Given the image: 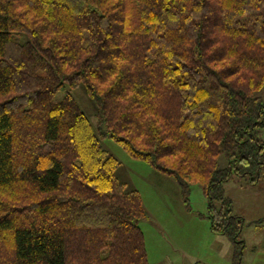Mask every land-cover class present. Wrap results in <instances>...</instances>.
<instances>
[{
  "label": "trees",
  "instance_id": "obj_1",
  "mask_svg": "<svg viewBox=\"0 0 264 264\" xmlns=\"http://www.w3.org/2000/svg\"><path fill=\"white\" fill-rule=\"evenodd\" d=\"M262 86L264 0H0V264H148L140 194L105 137L185 202L201 185L241 264L223 184L264 178Z\"/></svg>",
  "mask_w": 264,
  "mask_h": 264
},
{
  "label": "rangeland",
  "instance_id": "obj_2",
  "mask_svg": "<svg viewBox=\"0 0 264 264\" xmlns=\"http://www.w3.org/2000/svg\"><path fill=\"white\" fill-rule=\"evenodd\" d=\"M70 91L94 123L95 106L84 86ZM255 95L264 97V86ZM62 96V92H57L55 100ZM261 137L264 139V133ZM101 144L120 161L115 172L118 179L140 194L146 215L139 226L144 235L148 264L230 263L232 244L226 236L211 230L208 200L201 185H191L185 202L173 176L131 156L110 137L101 139ZM226 164V157L220 155L219 167ZM223 186L224 195L233 201L234 212L244 218L241 264H264V178L252 184L247 177L234 176Z\"/></svg>",
  "mask_w": 264,
  "mask_h": 264
},
{
  "label": "crops",
  "instance_id": "obj_3",
  "mask_svg": "<svg viewBox=\"0 0 264 264\" xmlns=\"http://www.w3.org/2000/svg\"><path fill=\"white\" fill-rule=\"evenodd\" d=\"M240 215V214H239Z\"/></svg>",
  "mask_w": 264,
  "mask_h": 264
}]
</instances>
